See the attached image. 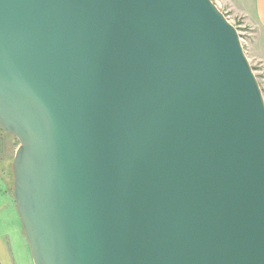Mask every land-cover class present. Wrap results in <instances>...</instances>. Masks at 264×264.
Here are the masks:
<instances>
[{
    "label": "water",
    "instance_id": "water-1",
    "mask_svg": "<svg viewBox=\"0 0 264 264\" xmlns=\"http://www.w3.org/2000/svg\"><path fill=\"white\" fill-rule=\"evenodd\" d=\"M0 128L34 264H264V94L213 0H0Z\"/></svg>",
    "mask_w": 264,
    "mask_h": 264
},
{
    "label": "crops",
    "instance_id": "crops-1",
    "mask_svg": "<svg viewBox=\"0 0 264 264\" xmlns=\"http://www.w3.org/2000/svg\"><path fill=\"white\" fill-rule=\"evenodd\" d=\"M219 4L221 9H227L248 25L261 30L258 48L264 53V0H219ZM7 206L0 205V211ZM0 264H33L18 213H0Z\"/></svg>",
    "mask_w": 264,
    "mask_h": 264
},
{
    "label": "rangeland",
    "instance_id": "rangeland-1",
    "mask_svg": "<svg viewBox=\"0 0 264 264\" xmlns=\"http://www.w3.org/2000/svg\"><path fill=\"white\" fill-rule=\"evenodd\" d=\"M213 1L227 19L238 29L245 52L264 94V53L258 48V35L261 33V30L258 27L253 28L248 25L242 18L235 16L227 9H221L219 0ZM19 145L20 142L15 137L9 135L0 128V205H8L6 208H3L0 213H18L12 189L14 181L13 159Z\"/></svg>",
    "mask_w": 264,
    "mask_h": 264
}]
</instances>
